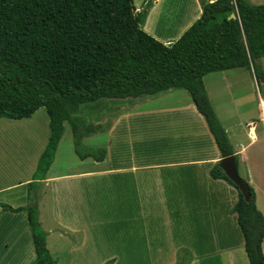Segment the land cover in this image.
Segmentation results:
<instances>
[{"label": "crops", "instance_id": "0c3cea01", "mask_svg": "<svg viewBox=\"0 0 264 264\" xmlns=\"http://www.w3.org/2000/svg\"><path fill=\"white\" fill-rule=\"evenodd\" d=\"M204 1L208 0H184L178 5L153 0L143 30L162 44L173 43L199 19ZM248 2L264 5V0ZM144 3L134 0L136 12ZM153 15L158 31L150 28ZM259 65L264 73V59ZM215 75L221 77H211ZM251 76L253 72L244 69L210 73L203 77V85L237 158L238 175L253 189L256 208L264 218V96L258 94L264 80L258 86ZM207 80L218 81L225 90L226 98L219 91L217 109ZM242 83L247 93L254 92L253 102L246 95L249 104L236 93ZM226 86L233 89L231 95ZM129 105L119 118L111 119L103 133L83 140L87 148L105 150L101 163L75 157L73 142L62 145L63 132L38 204L39 224L47 234L46 248L54 263L176 264L179 253L186 252L191 257L189 264H249L233 213L237 191L211 178L220 154L189 95L170 90ZM6 121L0 120V127L13 138L17 130ZM249 123L257 124L254 140L248 136ZM48 136L46 127V137L35 155L24 146L21 159H17L18 152H12L15 148L0 150V204L14 209L26 206L27 184ZM37 139L39 143L42 138ZM63 150L75 161H63ZM8 248L15 253L13 264L35 260L26 214L0 208V264L1 252Z\"/></svg>", "mask_w": 264, "mask_h": 264}, {"label": "trees", "instance_id": "16d2710c", "mask_svg": "<svg viewBox=\"0 0 264 264\" xmlns=\"http://www.w3.org/2000/svg\"><path fill=\"white\" fill-rule=\"evenodd\" d=\"M152 0L136 12L133 0H0V120H29L44 109L49 136L32 181L27 204L3 212H24L32 239V264H55L46 248L47 234L39 224L38 195L53 164L68 123L74 153L80 161L101 163L104 149L83 145L90 135L103 133L78 117L81 106L99 100L154 98L183 90L204 119L220 158H237L227 134L215 116L203 85L210 73L244 69L256 81L264 80V5L248 0L203 2L197 21L168 45L144 32ZM235 16V19H231ZM238 174V172H237ZM211 178L223 180L238 194L233 208L244 239L249 264H264V218L216 164ZM180 252L176 264H189Z\"/></svg>", "mask_w": 264, "mask_h": 264}, {"label": "rangeland", "instance_id": "374dc122", "mask_svg": "<svg viewBox=\"0 0 264 264\" xmlns=\"http://www.w3.org/2000/svg\"><path fill=\"white\" fill-rule=\"evenodd\" d=\"M145 1H147V0H145ZM174 1H176L178 5H180L181 3L184 2V0H169V2H167V3H171ZM204 2H206V1H204ZM253 4L257 5V3H253ZM134 7H135V4H134ZM151 22H152V24L150 26L151 30L158 31L159 29L156 27L157 24H156V16L155 15L152 16ZM211 77H221V76L215 75V76H211ZM251 78L254 81L255 77L253 78V76H251ZM206 83H207L206 87H207V90L209 91V94L211 96L213 105L215 106V109H217L218 108L219 91H222L223 96L226 98L225 93H224L225 90L220 89L222 84L219 85L218 81L215 83H212L211 80H207ZM231 83H233V82H231ZM244 84L243 83L240 84L242 87L239 86L237 88L233 87L232 85L231 86L233 89L236 88V93L239 96H241V100L245 101L246 103L249 104V102L246 98V95L248 94V96L251 98V100L253 102L254 92L252 91L251 93L250 92L247 93V91L244 90V87H245ZM257 84H258V86H260L261 83L259 82ZM226 87L228 89V86H226ZM233 89L232 90L228 89L230 95L233 92ZM260 90L261 91L258 90V94L261 92V94L264 96V89L261 88ZM207 97H208V95H207ZM147 99L148 98H140V101H145ZM133 102H135V101H133V100H99L95 103L81 106L77 112V116L84 118L85 121L89 125L90 124L93 126L100 125L102 127L101 129L105 131V129H107L108 125L111 123V119L114 117L119 118L121 116V111H123V109L126 110V108L132 107L129 104L133 103ZM213 111H214V109H213ZM216 112H217V110H216ZM214 113H215V111H214ZM215 116H216V114H215ZM216 118H217V116H216ZM4 123L9 127L11 125L15 126L14 127V128H16L15 130H17L16 132L22 133V134L19 136H16L17 133H15L13 138H10L8 136V134H6L7 131L2 129L5 127H0V150H1V152L4 150V148H11V150L15 148L16 150H14L12 152H18L19 153V152H21L20 148L22 146H24L23 149H27V151H32L33 155H35L37 153L38 148L41 147L42 143L44 142V138L46 137V127L48 130V121H47V116H46L44 109L37 111L34 114V116H32V118L27 120V121L22 120L20 122H12V121L7 120ZM14 123H17V124H14ZM256 126H257V124H256ZM64 128H66L64 130L65 131V138H64L62 145L65 144L66 141L68 140L69 146H70V143L73 142L71 128H70L68 123L64 126ZM26 132L30 133V135L28 136V134ZM5 135H7L8 138ZM36 136L39 137V139L42 138L41 142L38 143V139ZM27 137L29 140L27 139ZM36 143H38L37 149L35 148ZM62 145H61V147H62ZM72 146H73V143H72ZM60 154H61V152H60ZM66 154H67V156H66ZM22 156L23 155L19 153L17 159H21ZM75 157H77V156H75ZM75 157L70 155L69 152L67 153L65 150H63V154H62L63 161H69V160L75 161V159H76ZM63 163L59 166V168L62 167ZM12 166H13V164H12ZM20 175H19V177H20ZM32 176H33V174H32ZM21 177H23V175H21ZM31 181H32V179H31ZM40 199H41V190H40V193L38 195V204H39ZM38 209H39V206H38ZM1 256H2V260H1L2 264H13L15 261L14 260L15 253H14V251H12L9 248L3 249L1 252Z\"/></svg>", "mask_w": 264, "mask_h": 264}, {"label": "water", "instance_id": "95a60500", "mask_svg": "<svg viewBox=\"0 0 264 264\" xmlns=\"http://www.w3.org/2000/svg\"><path fill=\"white\" fill-rule=\"evenodd\" d=\"M231 19H235V16H231ZM219 167L224 175L230 180V182L238 187L244 199L249 200L248 190L244 187L237 174V170L235 168V159L233 157L222 159L219 163Z\"/></svg>", "mask_w": 264, "mask_h": 264}, {"label": "built area", "instance_id": "2783aa9c", "mask_svg": "<svg viewBox=\"0 0 264 264\" xmlns=\"http://www.w3.org/2000/svg\"><path fill=\"white\" fill-rule=\"evenodd\" d=\"M215 1L216 0H208V2H210V3H213ZM261 114H262L261 121L264 123V112L262 111ZM255 127H256V124H254V123H249L247 125L248 136H249L250 140H254L255 139Z\"/></svg>", "mask_w": 264, "mask_h": 264}]
</instances>
